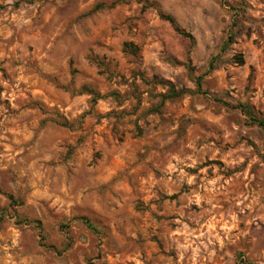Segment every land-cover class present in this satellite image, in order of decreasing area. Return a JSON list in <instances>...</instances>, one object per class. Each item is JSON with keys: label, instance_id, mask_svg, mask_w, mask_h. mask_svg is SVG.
<instances>
[{"label": "rangeland", "instance_id": "374dc122", "mask_svg": "<svg viewBox=\"0 0 264 264\" xmlns=\"http://www.w3.org/2000/svg\"><path fill=\"white\" fill-rule=\"evenodd\" d=\"M241 103L264 0H0V264H264Z\"/></svg>", "mask_w": 264, "mask_h": 264}, {"label": "trees", "instance_id": "16d2710c", "mask_svg": "<svg viewBox=\"0 0 264 264\" xmlns=\"http://www.w3.org/2000/svg\"><path fill=\"white\" fill-rule=\"evenodd\" d=\"M212 68V66L210 67V69ZM202 79H203V75H199L197 77V85L200 88L202 85ZM93 92V91H91ZM182 94H184V91H175L174 89L171 91V93L169 95H166L164 99H168V98H174V97H179ZM98 96V95H97ZM238 107H240L249 117H251L254 121H257L259 123L260 126H262L264 128V119H259L257 118L254 113L252 112L251 109H249V107L244 104L241 103L238 105ZM168 198H174V196L168 197Z\"/></svg>", "mask_w": 264, "mask_h": 264}]
</instances>
